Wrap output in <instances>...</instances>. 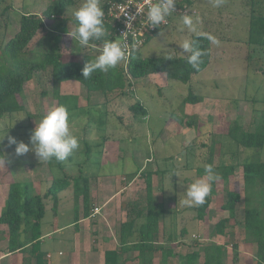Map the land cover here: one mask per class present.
<instances>
[{"label":"rangeland","instance_id":"374dc122","mask_svg":"<svg viewBox=\"0 0 264 264\" xmlns=\"http://www.w3.org/2000/svg\"><path fill=\"white\" fill-rule=\"evenodd\" d=\"M75 1L74 6L67 8L65 13L70 19L69 33L75 26L72 12L83 2ZM49 2L50 0H0V55L1 44L15 34L20 15L39 14ZM255 6L254 0H193L191 12L187 15L193 20L195 32L183 25L182 17H177L170 27L162 29L146 42L139 51L141 57H184L188 53L183 49L185 42L190 43L194 35L207 36L211 43L208 66L193 76L188 84L169 80L164 74L135 80L128 94L114 97L106 105L107 116L103 114L100 104L83 110L90 101L86 98L85 89L79 84L60 87L62 93L78 97L77 105L82 109L78 108L80 117L76 113L69 116L70 130L78 141L84 138L87 143V147L80 145L76 152L62 161L63 170L71 176H77L79 171L90 175L99 172L100 165L105 164V175L114 178V186L129 185L130 193H134V197L140 200L145 197V185L150 180L152 170L160 171L157 179L153 177V180H157V185H166L165 190L160 193L156 189V183H153L154 202L161 204L164 209L163 220L158 225L157 241L161 247L168 246L172 249L175 255H185L198 243L202 257L201 247L206 245L211 248L217 244L225 247L222 264H238L239 260L241 264H256V244L245 240L242 225L244 188L240 164L245 160L264 162V145L258 156L254 157L252 150L237 146L227 136V130L234 121L250 134L254 133L257 125L264 126V46L247 44L251 16L249 7ZM44 34L45 29L38 31L27 49L34 50L35 42ZM57 44L63 61L79 63L85 54L89 57L99 54L92 47L94 44L81 47L69 35L60 36ZM53 86L49 72L34 75L24 87L23 98L18 99L24 106V111L8 115L0 121V139L7 133L0 141V208L6 199L9 182L26 183L36 194H43L50 185L51 178H56L55 173L58 172H54L55 168H48L45 163H40L31 150L17 156L16 146L8 144V137L29 144L36 122L50 108L57 106V100L52 97ZM189 89L199 94L203 100L208 98L201 109L198 106H188L185 109L188 104H183L182 101ZM74 99L70 98L71 102ZM135 102H141L146 111L145 117L132 115L129 106ZM99 120H105L106 127H99L98 123L95 126V122ZM190 120L194 122V128L189 129L184 122ZM86 126L90 128L86 130ZM102 136H105L104 143ZM208 136L215 145L213 165L234 164V171L229 180L218 183L211 191L205 217L199 221L195 219V212L181 203L184 192L179 193L175 189L172 191L173 185L167 179L177 181L176 187L186 191L189 185L186 181L191 184L204 176L205 173L199 175L196 168L191 167L194 153L199 158L195 152L199 149V142L208 143ZM29 148L31 149L30 144ZM201 150L202 155L205 154V149ZM140 168L142 169L139 171ZM179 173H183L182 177ZM134 175L135 179L131 182ZM227 190L240 196L232 216H228L220 208L226 199ZM78 213L73 197L70 201H58L53 210L52 200H46L40 224L42 235L53 230L54 219L57 220V226L62 227L63 224L74 221ZM91 217H94L92 221L87 222L90 223V232L92 223L98 224L97 234H101L98 239L106 242L111 240L113 245V236H117L119 225L125 220L124 204H120V208H110L103 212L92 209ZM221 219H227L223 234H212L214 225ZM182 229L185 230L183 236L180 235ZM71 233L73 228L66 227L51 234V238L44 237L40 241L39 250L49 253V263L58 264L69 257L65 239ZM168 236L175 241L169 243L168 239L165 240ZM6 245V239L0 235V251L6 250ZM232 245L237 246L235 259ZM135 255L136 253H132L131 257ZM27 259L33 264V260ZM7 260L2 264H6ZM159 263L158 255H155L153 264ZM169 263L178 264V260L171 258ZM128 264L136 263L129 261Z\"/></svg>","mask_w":264,"mask_h":264},{"label":"trees","instance_id":"16d2710c","mask_svg":"<svg viewBox=\"0 0 264 264\" xmlns=\"http://www.w3.org/2000/svg\"><path fill=\"white\" fill-rule=\"evenodd\" d=\"M108 1L100 0L102 8ZM75 0H50L47 7L39 14H22L18 20L15 34L6 42L1 44L0 55V121L8 115L24 111V106L18 101L23 98L25 85L30 82L36 74H50L53 82L52 97L57 100V106H64L69 116L76 113L78 117L79 107L77 101L71 102L68 97L59 93L60 85L65 82H76L86 91V98L90 102L83 110L89 107H103V114H106V105L117 96L129 93L132 82L145 80L151 75L164 74L165 78L182 84H188L193 76L203 71L211 57L210 39L205 35H194L190 44L193 49L201 52L200 62L197 68L188 63V52L184 57H141L135 53L130 61L124 66L121 61L115 68L107 72H94L84 78L82 69L89 59L83 55L79 63L75 61H63L59 52L57 40L62 35H68V21L65 15L67 8L74 6ZM193 0L186 1L188 11L191 12ZM257 6L249 7L251 10L248 24V45L255 47L264 46V0H254ZM255 8V10H254ZM187 15V14H186ZM177 17H183L176 15ZM173 19V20H174ZM172 20V21H173ZM171 21V23H172ZM106 30L107 27L105 26ZM168 28V27H166ZM45 29L42 38L35 42V49L28 50L27 47L35 38L38 31ZM165 29V28H164ZM162 29H157L148 39L154 38ZM105 39L111 40L106 35ZM147 40V41H148ZM101 41H92L89 44L99 45ZM146 44V43H145ZM264 77V68L262 69ZM143 84V83H142ZM202 101L199 94L190 89L183 98V104L194 105ZM79 108V109H78ZM134 117L146 116V111L141 102H135L129 106ZM72 113V115H71ZM106 127L105 120L95 122V126ZM187 128H194L192 120L184 122ZM88 127V126H86ZM90 126L87 129H89ZM97 128V127H96ZM210 135V134H208ZM227 136L237 146L246 150H252L254 157L258 156L264 145V126L257 125L253 134L243 130L234 121L227 130ZM103 143L105 136H102ZM197 139H195L196 141ZM208 141L199 142V149L196 150L199 156L196 172L204 174L203 165H211L220 177L212 183L211 191L220 182H226L231 178L234 171V164H215L212 159L215 157V145ZM100 141V139L98 140ZM79 145L86 146L84 138L79 140ZM201 149H205L202 155ZM196 154V153H195ZM63 162L52 159L45 164L48 168H55L56 178H51L50 185L43 194L33 193L31 186L26 183L9 182L6 199L0 211V226L5 227L1 238L7 241V252L9 254L21 251L23 253L22 264H46L45 253L39 250L38 244L41 240L40 224L45 211V201L52 200V210L57 205V196L60 192L72 188L73 199L76 203L78 198L82 200L83 216L90 214L89 207V179L81 171L77 176H71L63 170ZM242 183L244 188V209H243V231L247 242L256 244V264H264V162L259 160H245L241 162ZM150 178V177H149ZM225 201L221 210L233 215L234 206L240 201V196L234 191L225 192ZM210 203V196L206 198L203 205L191 208L195 212L196 220H203ZM125 220L120 224L118 231V249L104 252V264H125L133 261L136 264H153L155 255H158L159 264H170L169 259L177 258L178 264H222L226 253L223 245L203 246L202 257L199 252L200 246L195 243L194 249L185 255H175L172 249L161 247L157 241L158 225L162 222L164 209L161 204H155L151 182L147 180L145 185V197L124 203ZM227 219L219 220L213 229L212 234L222 235ZM182 229L180 235L183 236ZM164 235V234H163ZM165 236V235H164ZM172 242L171 236L165 238ZM196 248V249H195ZM236 245H232L233 259L236 256ZM132 253H136L131 257Z\"/></svg>","mask_w":264,"mask_h":264},{"label":"clouds","instance_id":"9594fccd","mask_svg":"<svg viewBox=\"0 0 264 264\" xmlns=\"http://www.w3.org/2000/svg\"><path fill=\"white\" fill-rule=\"evenodd\" d=\"M174 11L175 0H156L147 9L145 19L150 27H156L165 22L166 18ZM72 16L75 26L68 35L73 42L75 41L81 47H86L92 41L103 40L99 54L94 59H89L82 69L84 78L97 71L107 72L125 59L127 46L122 45L118 40L105 39L107 35L104 20L105 12L100 0H83L72 12ZM126 19L128 21L127 27L130 28L132 26L131 21L135 20V16H127ZM182 23L190 31H196L190 16L182 17ZM183 49L185 52H191L188 63L193 68H197L201 52L193 49L189 42L183 44ZM8 144L9 146H16L17 156L26 154L31 150L40 163H46L52 159L64 161L80 147L77 137L70 130L69 113L64 106L50 108L47 114L39 122H36V127L29 138L31 149L29 144H25L23 141L18 142L14 137H8ZM203 167L204 176L188 185L182 194L184 198L181 203L185 206L203 205L211 193L212 183L220 178L211 165L205 164Z\"/></svg>","mask_w":264,"mask_h":264},{"label":"crops","instance_id":"0c3cea01","mask_svg":"<svg viewBox=\"0 0 264 264\" xmlns=\"http://www.w3.org/2000/svg\"><path fill=\"white\" fill-rule=\"evenodd\" d=\"M153 76H157V74L153 75ZM66 84H69L71 86H75V84H77V83L76 82H69V83L65 82V83H62L61 85L62 86H68ZM61 85H60V87H61ZM59 93L62 96L68 97V99L74 97L75 100H77V98H78L74 94L67 95L66 93L65 94L62 93L61 89L59 90ZM207 100H208V98H205L204 100L202 98L201 102L194 104V105L188 104V105H186L185 109L187 110L188 106H191V107L198 106L201 109ZM198 159L199 158H197L195 153H194L193 165L191 167L192 169L193 168L195 169L197 167V165H198L197 161H199ZM104 165L105 164L100 165L99 172H97L95 174L89 175V174L84 173V175L88 176V179H89V181H88V183H89V199H90L89 207L91 210L89 216L88 217L83 216L82 200H81V198H78L76 201V204L78 206L79 213L76 214V217H74V221L69 222L67 225L63 224L62 227H59V226H57V222H56L57 220L54 219L55 224L52 226L53 230L45 232V234H43L41 236V240H43L44 237L45 238L46 237L51 238L50 237L51 234L53 235V234H55V232L62 231L66 227L67 228H69V227L73 228V233H71V236L69 238L65 239V243H66L68 250H69V257L66 258V260H63L62 262H60L58 264H104V252L117 250L119 247V245H118L119 242H118V239L116 238V237H118V234H117V236H115V235L113 236V241L115 243L113 245H111V243H110L111 240H109V239H107V241L109 240L108 242H106L103 239H98V235H101L99 232L97 234L96 228L98 227V224H96L94 222L92 223V226L90 227V228H92V232H90V229L88 227V224H90V223L87 224L88 221H92V219L94 218V217H91V212H92V209L94 207L99 208L103 212V211H106L110 208H113V209L120 208V204H124L125 202H130L132 200L137 199L134 197L135 196L134 193H130L129 187H128L129 185L126 186L123 184H118L117 186L116 185L114 186V178L112 176H110L112 178H109V176L105 175V170L103 169ZM186 167L188 168V166H186ZM142 168H140L139 171ZM139 171H138V173H139ZM159 172L160 171L152 170V173H151L150 182H151L152 195H153L154 188H155V187H153V183H156L155 185H157V180H153V177H155V179H157L156 176H158ZM179 174H180V177H182L183 173H179ZM50 178H51V176H50ZM134 179H135V175L130 181L132 182V180H134ZM170 179H172V178H170ZM170 179H167V181H169L173 185L172 191H174V189H175V190H179V191H177L179 193L185 192V191H183L182 188L176 187L177 181L176 182L170 181ZM184 179L187 180L186 178H184ZM163 180H165V179H163ZM47 181H48V179H47ZM15 182H17V181H15ZM186 182L190 185V181L189 182L186 181ZM31 183H33V182H31ZM163 186L161 184H158L156 186V189L160 190V193H161L166 188V185L164 183H163ZM71 189L72 188H68V189L60 192L57 196V198H58L57 201L60 202V201H62V199L63 200L65 199V201H68V200L70 201V198L73 196V191ZM66 192H67V195L64 196V194ZM33 193H35V191H33ZM6 194H7V191H6ZM40 194H42V193H40ZM130 194H131V197H130ZM60 196H62V197H60ZM120 198L123 200H119ZM3 203H4V201H3ZM2 206H3V204H2ZM1 208H0V211H1ZM187 208L191 209L192 207H187ZM175 210L177 211V209H175ZM176 213H178V211ZM0 230H1L0 235L2 237V233L5 230V227L0 226ZM90 235H92V236L90 237ZM6 247H7V245H6ZM6 247H4V249ZM22 257H23V253L21 251H19V252L16 251L15 253L9 254L7 252V248H6V250L0 251V264H2V262L5 259H8L6 264H22ZM50 259H51V257L49 256V253L45 254L46 264H53L54 263V262L49 263ZM128 263H129V261L126 262L125 264H128ZM29 264H32V263L30 262ZM54 264H57V263H54ZM238 264H241L240 260L238 261Z\"/></svg>","mask_w":264,"mask_h":264},{"label":"built area","instance_id":"2783aa9c","mask_svg":"<svg viewBox=\"0 0 264 264\" xmlns=\"http://www.w3.org/2000/svg\"><path fill=\"white\" fill-rule=\"evenodd\" d=\"M186 1L188 0H175V11L166 18L165 22L156 27H150L145 19L147 9L156 0H116L105 3L103 10L108 37L127 46L126 57L122 60L124 66L128 64L135 53H139L158 28L170 27L171 21L176 15L185 16L189 13ZM127 16H135V20L131 21L132 26L130 28L127 27ZM102 45L103 43L92 47L100 51ZM93 209L97 211L99 208L95 207Z\"/></svg>","mask_w":264,"mask_h":264}]
</instances>
